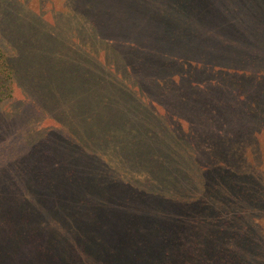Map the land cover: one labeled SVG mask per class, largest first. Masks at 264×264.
Instances as JSON below:
<instances>
[{
    "label": "rangeland",
    "instance_id": "1",
    "mask_svg": "<svg viewBox=\"0 0 264 264\" xmlns=\"http://www.w3.org/2000/svg\"><path fill=\"white\" fill-rule=\"evenodd\" d=\"M87 1L0 0V44L17 79L0 107V264H46L74 223L84 224L85 238L108 230L140 238L148 233L140 219L159 221L163 264H264V0H94L96 12ZM146 91L163 101L147 100ZM127 128L137 131L132 141ZM114 130L124 137L112 139ZM95 147L108 160L123 155L109 166L141 175L122 203L139 219L116 211L118 201L105 214L73 209L72 199L103 187L117 199L101 180L102 153L87 155ZM162 161L170 180L156 190L148 170ZM177 196L185 209L174 205ZM194 197L201 206L209 197L211 209L194 208ZM223 202L233 219L212 225L208 240L202 229H185V215L212 219ZM249 209L255 220L244 223ZM41 246L45 253L34 255ZM72 248L70 264H115L88 245Z\"/></svg>",
    "mask_w": 264,
    "mask_h": 264
},
{
    "label": "trees",
    "instance_id": "2",
    "mask_svg": "<svg viewBox=\"0 0 264 264\" xmlns=\"http://www.w3.org/2000/svg\"><path fill=\"white\" fill-rule=\"evenodd\" d=\"M184 1H185L184 2L185 5H187L190 2V0H184ZM181 5L184 6V4H181ZM87 7H88V9L91 12H96L95 10H97V8H98V6L95 5L94 0H88L87 1ZM167 44H170L168 42V40L167 41L163 40V45L166 46L167 48H170L171 45H167ZM146 73H147L146 77H148V72H146ZM16 80H17L16 79V70H15L14 65L12 63V60H11L10 56L6 53L4 48L0 44V107H3L2 105L6 101H8V100H10V99H12L14 97V93H15V89H16V85H17ZM165 80L167 81L168 91H173L172 89L176 85V81L172 78V75H169ZM145 93H146L145 97H146L147 100L150 99V100H152V102H156V103H161L163 101L162 98L155 91L152 92L153 95H150V93L148 94L147 91ZM110 99L112 100L113 98H110ZM105 101L106 100H104L102 98V102L105 103ZM150 106H151V104H150ZM94 114H95V112H94ZM113 116L114 117L117 116V114L114 111H113ZM123 122L126 123V121H123ZM88 123H89V120H88ZM77 132L82 137L84 136L83 135L84 133L79 131V129H78ZM125 132H126L127 137H128V139H126V141H128V140L132 141V138L135 137L134 135H135V133L137 131H135L133 129H130V128H127V130ZM111 133L114 134V136H111L112 139L119 140L120 139L119 136H123L124 137V135L121 133V131H118V130H114ZM99 139L98 140H92V141H94L95 146H96V144L98 142L101 141ZM86 140H87L86 143H89L88 136H87ZM16 141H19V140H16ZM104 144H105V142L103 141L102 148L107 147V145L105 147H103ZM61 146L64 147V148L63 147L62 148L65 151H67V149H68V151L70 153L74 152V154H76V151H75L74 147L69 142H65ZM15 147H18V144H15ZM20 148H22V147H20ZM84 148L86 149L87 146H84ZM110 148L112 150L114 149L113 146H110ZM115 149H117V146H116ZM137 149H141V148H136V150ZM80 151H81V153H80V155H81L83 150L81 149ZM92 151L93 152L87 151V155L88 154H94L97 157L99 155V153H102L101 155H102V158L104 157L103 160L105 161V168L106 169L102 170V172H101V180L108 187H110V189H113L112 192H114V194L116 195L117 199H115V198L114 199H110V197H107V195H105L104 192L107 193L109 189L103 187V189L100 192V194L96 191L92 196H89V198H87L85 200L78 199L76 197H75L76 199L75 198H74V200L72 199L71 200V202H72L71 204H73V209H78V207L80 208L81 206L87 205L86 209H89L91 211L92 215L93 214L96 215V214H98L100 212H103V214H105V212L107 211V207L109 206L108 202H110V201L111 202L112 201H115V202L118 201L119 205L114 204V208H115L116 211H117V209H118V211H121L120 214H122V213L123 214L124 213L125 214H129V216L131 218L136 217L137 214L144 215V214H141L140 212L136 213L135 212L136 210H133L132 208L129 209L128 211H126L127 209L122 206V203L124 202L123 196L125 194H127L125 196H128V198H134V197H132V195L129 194V193L135 194L134 189L131 188L132 179H133L134 176L137 178V177H139L141 175L136 174V173H138L137 171H132V170L130 171V170L126 169V167L123 166V165L119 166L120 169H116V168H114L112 166H109V165L115 164V162L117 160L123 161V155H121L120 153L119 154L116 153L117 158H113L114 156L111 155L110 156V160H108V158H107V156L105 154L106 150H98L95 147ZM84 155H86V154L84 153ZM112 158H113V160H112ZM111 160L113 162H111ZM107 165L110 168H108ZM165 166L166 165L162 161L160 167L152 168V169L148 170V178L151 179L152 181H154V185H155V189L156 190L168 189V187H167L168 183H167V185L162 186V184L165 181L170 180L169 174H170L171 171H169V170L165 171V168H166ZM134 172H135L136 175L134 174ZM116 181L118 183H115ZM163 194H165V193H163ZM141 195H143L144 197L140 196V198L138 200L139 203L144 204V205H148L149 204L148 200H147L148 196L146 194H141ZM157 197H159V196H157ZM164 198L165 197H163V199ZM177 198L176 199H171V200H177V201H175L174 205H176L177 207H180L181 209H185L186 208V203L181 202V200L182 199H186V198H182V197H178V196H177ZM158 199H161V198H158ZM189 199H192L194 201V204H193L194 208L201 207L205 211L211 209L209 204H206V203H208V201H211L209 197L206 198V200H208V201L206 203H203L204 206H201L200 202L196 203L197 201L201 200L200 198H196L195 199V197H194V198H189ZM239 199L243 200L242 197H236L235 200L232 201V202H236ZM230 201H231V199H230ZM214 205H216V204H214ZM212 207H214V206H212ZM228 207H229V205L223 202L221 204V210L223 211V214L222 215H220V214L216 215L215 214L214 215L215 219H214L213 216H211L213 220L209 219L207 216H202V215L196 216V214L195 215H191L192 213L191 214L188 213V215L187 216L185 215V218L183 219V221L186 222L185 223L186 227L185 226L184 227H185V229H197V230L202 229L201 232L205 233V234H203V237L206 240H208V238L210 237L209 236L210 235L209 231H211V230H208V229H213L214 226H212V225H215V227L217 229H220L218 220L226 218L227 220H229L228 223H231L230 220L233 219L232 218V214L233 213L231 214L229 212L230 210L228 209ZM235 207H236V204L234 205L233 209H235ZM249 211L247 210V214H245L243 216V218H242L244 223L250 222V219L251 220H255L254 217H253V214L251 212V211H253V209H249ZM70 212H71V210H70ZM215 212L216 211H214V213ZM134 214H135V216H134ZM136 219H139V218L136 217ZM145 220L146 219H140L138 221H139V223H141L143 225H148V233H146L145 236H141L142 238L141 237L140 238H134L135 235L132 232V234L128 235L130 237V239H127L126 236H119V235H116V234L113 236V235H111L112 232H110L109 230H108V233H105V234H104L103 231H102V233H101V231H99V232L93 231L89 236L86 235V238H85L84 237L85 233H81L82 230L79 229V227H78L80 225L83 226L84 224H80V223L79 224H75L74 223L71 226L70 230H69V234L63 235V242L52 247V249L50 251V254H49V258H47V263L46 264H51L48 261L49 259H51L50 262H53L55 264L54 258H56V255L59 256L62 260L64 258L66 260L65 264H70L68 256L69 255L71 256V253H73L72 246L76 247L77 245H80V244L88 245L89 247H91L95 251V255H98L99 258L105 257L107 260L114 261L115 264L116 263H119V264L123 263L126 260L127 257H128V262L133 257L134 260H136L138 258H141L142 260L151 261V264H163L165 258H163V254L162 253L160 254V251H161L160 248H162L164 246L163 245L164 241L162 239L163 236L159 237V240L156 241V236H157L156 233L158 232L157 225H158L159 221H154L153 219H150L152 222L148 223ZM180 222H181V220H180ZM82 226H80V227H82ZM76 227H78V228H76ZM70 233H72V234H70ZM140 235H142V234H140ZM222 239L223 238H221L220 240H222ZM125 242H126V245L124 246L123 244ZM157 243H159V244H157ZM140 249H143V250H140ZM25 250H27V249H25ZM144 250H147V251H144ZM156 250L158 251V253H156ZM40 251H46V248L43 247V246L39 247L37 249V251L34 252V255H36ZM124 251H125V253H124ZM216 251L221 253L220 249H217ZM8 252L10 253V254H8L10 257L14 256L13 254H11V253H14V251L13 252L8 251ZM22 253H20V254H22ZM40 253H45V252H40ZM154 254H155V256H157V258L156 257L155 258L150 257V256H153ZM158 254H160L159 257H158ZM222 254L223 253H221V255ZM28 263H31V262H28ZM124 263L127 264L126 262H124ZM59 264H62V263H59ZM77 264H80V262H78ZM220 264H223V263H220ZM224 264H229V261L228 260L227 261L224 260ZM231 264H232V260H231Z\"/></svg>",
    "mask_w": 264,
    "mask_h": 264
}]
</instances>
